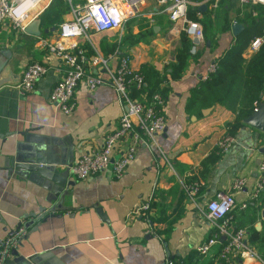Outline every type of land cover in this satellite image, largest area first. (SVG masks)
Returning a JSON list of instances; mask_svg holds the SVG:
<instances>
[{
  "label": "crops",
  "instance_id": "crops-1",
  "mask_svg": "<svg viewBox=\"0 0 264 264\" xmlns=\"http://www.w3.org/2000/svg\"><path fill=\"white\" fill-rule=\"evenodd\" d=\"M251 4L217 0L211 8L208 2L193 0L188 5L187 16L202 29L191 53L194 57L180 78L165 74L160 84L165 88V125L155 138L157 146L140 143L118 178L105 170L79 179L66 168L81 152L96 149L123 111L100 65L85 71L103 82L90 89L81 80L74 90L75 107L69 115L49 102L50 89L63 68L55 54L35 42L37 38L51 44L65 42L57 35V25L70 18L69 6L52 0L36 17L40 19L38 37L13 29L8 20L2 22L0 82L6 81L0 84V240L24 220L23 215H37L38 209L61 202L58 216L35 218L34 228L16 246L17 256L10 257L13 264H162L166 257L183 264H218L217 246L204 255L194 251L211 233L204 217L205 204L220 190L234 199L227 216L231 227L246 229L257 223V230H264V190L250 199L261 176L258 165L264 156V130L243 123L206 176L190 180L200 161L218 148L225 123L234 115L219 105L210 106L208 113L199 116L184 111L189 90L206 77L210 64L230 45L234 37L231 23L243 27ZM202 6L205 9L200 10ZM226 23L228 27L222 28ZM180 31V23L170 22L157 0H147L119 29L87 32L71 42L83 49L87 59L115 53L108 61L111 70L124 54L133 70L146 64L162 74L173 61ZM32 61L44 65L45 72L30 92L19 94L12 86ZM256 109L264 114V91ZM126 145V140L117 143L115 153ZM236 177H242L244 184L240 190H231L230 183ZM191 182L197 183L192 200L183 188ZM144 200L150 206L146 217L131 215L133 207ZM95 207L101 208L105 219ZM238 209L245 211L237 214ZM233 264L263 263L238 257Z\"/></svg>",
  "mask_w": 264,
  "mask_h": 264
},
{
  "label": "built area",
  "instance_id": "built-area-1",
  "mask_svg": "<svg viewBox=\"0 0 264 264\" xmlns=\"http://www.w3.org/2000/svg\"><path fill=\"white\" fill-rule=\"evenodd\" d=\"M52 0H0V25L8 20L11 27L23 31L25 25L36 18L48 7ZM70 8L71 16L57 26V35L64 43L51 44L45 39L37 38L35 45L46 48L56 55L62 65V75L51 87L48 100L62 114L69 115L75 107L74 90L83 80L88 88L93 89L103 82L97 76L86 74L89 66L100 65L107 72V81L116 91L123 106V111L117 119L116 126L105 133L96 149L81 152L67 168L71 174L79 179L94 176L105 170H109L115 178L120 177L128 162L133 158L134 151L140 143H154L156 136L162 132L165 121L163 106L165 98L158 93L146 96L141 90L144 86L143 76L133 70L129 65L126 55L118 58L116 67L111 70L108 66L110 57L94 55L87 59L83 49L72 45L73 39L82 37L87 32L102 33L119 29L131 16L138 13L139 8L147 0H65ZM167 13L172 23H180V28L188 38L202 37L200 24L187 17L188 5L193 0H157ZM217 0H202L208 2L211 8L216 6ZM240 3H252L264 5V0H238ZM264 39V30L261 36L254 37L247 49L252 52L258 48ZM68 41V42H67ZM214 65L210 64L209 72ZM45 72V67L37 61L27 63L21 71L19 80L12 86L19 94L30 92L34 88L35 81ZM140 91L138 96H132L130 88ZM256 110V106L253 111ZM122 140L127 145L120 153H115V145ZM232 137L222 136L217 142L220 152L229 147ZM157 146V145H156ZM170 171H173L171 163L162 154ZM258 170L261 174L255 183L250 199L255 198L264 190V156L260 160ZM244 184L242 177L234 178L230 183L231 190H240ZM185 194L192 200L196 193L197 183L191 182L183 186ZM234 204L233 197L226 192L217 191L205 204L204 217L211 228L210 235L200 242L195 251L201 255L207 254L214 246L220 245L217 257L226 264H233L234 258L249 257L260 260L256 250L247 242L246 229L233 228L229 225L227 213ZM246 206V202L241 204ZM150 210L149 201L144 200L136 204L131 210V215H143ZM41 214L35 216L36 219ZM21 221L19 228L11 236L0 240V264H5L9 258L11 249L17 246V242L25 234ZM261 261V260H260ZM262 262V261H261ZM264 264V262H262ZM162 264H174L169 258H165Z\"/></svg>",
  "mask_w": 264,
  "mask_h": 264
},
{
  "label": "trees",
  "instance_id": "trees-1",
  "mask_svg": "<svg viewBox=\"0 0 264 264\" xmlns=\"http://www.w3.org/2000/svg\"><path fill=\"white\" fill-rule=\"evenodd\" d=\"M62 1L67 5L65 0H56L57 3ZM187 17L193 19L189 16ZM227 27L228 23L222 28L226 29ZM263 30L264 6L251 4L250 11L243 20V28L233 37L230 45L212 62L214 65L213 71L208 72L203 80L189 90L184 104L186 113L199 116L202 109L219 105L233 113L232 120L225 123V135H234L236 130L243 125V120L252 113L264 91V39L256 50L245 55L250 41L254 37L261 36ZM190 47V39L181 30L179 32L178 46L175 48L173 61L168 65L167 73L164 71L161 74L146 64L138 70L144 79L145 85L141 90L146 96L158 93L165 97V88L160 86V84L164 80L165 74L171 79L180 78L184 74L188 61L194 57V55L189 53ZM130 93L135 97L138 96L140 91L131 87ZM220 155L221 152L218 148L215 147L210 150L200 161L199 168L192 171L190 180H195L198 177L204 178ZM244 211L238 209L237 214H242ZM230 212L232 210L228 211L226 216H229ZM144 216L146 217L145 214ZM147 220L149 219L147 218ZM246 232L247 242L253 246L260 260L264 262V230H255L253 225H250L246 228ZM217 247L216 262L218 264H226L217 257L220 245ZM194 253L196 255L199 254L196 251ZM168 258L174 264H183L182 260Z\"/></svg>",
  "mask_w": 264,
  "mask_h": 264
},
{
  "label": "water",
  "instance_id": "water-1",
  "mask_svg": "<svg viewBox=\"0 0 264 264\" xmlns=\"http://www.w3.org/2000/svg\"><path fill=\"white\" fill-rule=\"evenodd\" d=\"M205 9L204 6L200 7V10ZM39 25H40V19L39 18H33L31 21H29L23 31L29 35H32L34 37H38L40 35V30H39ZM242 25L239 23H231L230 25V30L233 36H235L236 34H238V32L242 29ZM47 31V29H44L43 32L45 33ZM191 40V47L189 49V53H193L194 49H195V45L199 42V38L197 37H192L190 38ZM1 67V66H0ZM1 69V68H0ZM6 81V80H5ZM5 81H1V83H4ZM210 110V108H205L201 110L202 114H206L208 113ZM243 123L250 125L252 127H255L256 129L259 130H264V114L261 113V111L259 109H256L254 111H252V113L243 120ZM40 166L37 165V168H39ZM67 186H65L66 189ZM61 209V202L57 201L55 203H53L50 207H48L47 209L44 208H40L38 209L39 214L44 215L45 217L48 215H55L58 216L59 213H56V210ZM95 211L96 213L99 215V217L101 219H105L104 213L101 211V208L99 207H95ZM35 214L34 213H28L26 215H23L22 218L25 220L22 223L23 228L25 229V234L20 238V240L17 242V245L20 244L21 239H24L28 232H30L34 227V225H32L35 222ZM44 217V218H45ZM22 220V219H20ZM21 221H18V223L16 224V226L14 227V229H11L8 233L7 236H11L15 233V231L19 228ZM259 227V225L256 223L255 225V229L257 230ZM17 256V251H16V247L11 249L9 252V258L6 259L5 264H13V261L10 260V257H16Z\"/></svg>",
  "mask_w": 264,
  "mask_h": 264
},
{
  "label": "rangeland",
  "instance_id": "rangeland-1",
  "mask_svg": "<svg viewBox=\"0 0 264 264\" xmlns=\"http://www.w3.org/2000/svg\"><path fill=\"white\" fill-rule=\"evenodd\" d=\"M257 4H259V3H257ZM259 5H262V4H259ZM262 6H264V5H262ZM42 216V215H41ZM167 258V257H166Z\"/></svg>",
  "mask_w": 264,
  "mask_h": 264
}]
</instances>
